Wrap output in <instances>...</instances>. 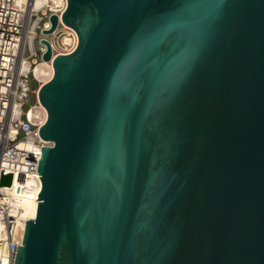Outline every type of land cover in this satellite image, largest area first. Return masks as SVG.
<instances>
[{
  "label": "water",
  "instance_id": "95a60500",
  "mask_svg": "<svg viewBox=\"0 0 264 264\" xmlns=\"http://www.w3.org/2000/svg\"><path fill=\"white\" fill-rule=\"evenodd\" d=\"M61 20L78 43L38 89L53 144L14 264H264V0H67Z\"/></svg>",
  "mask_w": 264,
  "mask_h": 264
},
{
  "label": "built area",
  "instance_id": "2783aa9c",
  "mask_svg": "<svg viewBox=\"0 0 264 264\" xmlns=\"http://www.w3.org/2000/svg\"><path fill=\"white\" fill-rule=\"evenodd\" d=\"M66 6L67 0H0V229L7 238H0V247L5 250L7 264H14L17 246L22 243L26 222L21 216L25 210L24 201L39 202L36 199L41 190V175L36 171L41 147L53 144L38 133L47 112L38 99L42 83L34 76L33 67L42 61L47 50L42 40L50 45L48 63L51 65L57 54L73 51L78 43L77 33L67 26L65 30L71 42L60 47L63 52L53 47L59 45V38L65 34L61 16ZM52 15L57 16V24L46 36L43 31L51 28ZM33 33L38 39L40 60L27 56L25 60L27 46L32 55L36 54V49L31 48ZM32 79L37 83V91L30 87ZM31 92L36 101L23 110ZM3 175L11 176L10 184L1 183Z\"/></svg>",
  "mask_w": 264,
  "mask_h": 264
},
{
  "label": "bare ground",
  "instance_id": "6f19581e",
  "mask_svg": "<svg viewBox=\"0 0 264 264\" xmlns=\"http://www.w3.org/2000/svg\"><path fill=\"white\" fill-rule=\"evenodd\" d=\"M66 27H67V25L64 24V33L65 34H63L62 38L61 37L59 38L60 39L59 45H56V44L53 45L54 48H57L58 52H63V49H61V48L59 49V47L61 46L60 44H62V47H64L69 42H71V39L68 37L67 31L65 30ZM43 33H44V31H43ZM44 34H46V36H48L50 33H44ZM34 38H35V33H33L32 38H31L32 39L31 40V45H32L31 48L32 47L34 48V41H35ZM54 38H56V36ZM66 50H69V49H66ZM53 55H55V52L52 53V56ZM23 58L26 60V56H24ZM33 74L43 84L52 77L53 65L49 64L48 60L42 59V61H38L36 63V65L33 67ZM35 90L37 91V88ZM36 191H37V189H36ZM24 205H25V210L21 214L23 220L34 218L36 215V210H37V205H38L37 201H34V200L32 202L24 201ZM21 226H22L21 228L23 230L24 224L21 223ZM21 234H22V232H21ZM0 238L1 239H7L4 232L1 229H0ZM5 242L8 243V241H5ZM8 261L9 260L5 255V250H3V248L0 247V264H7Z\"/></svg>",
  "mask_w": 264,
  "mask_h": 264
},
{
  "label": "rangeland",
  "instance_id": "374dc122",
  "mask_svg": "<svg viewBox=\"0 0 264 264\" xmlns=\"http://www.w3.org/2000/svg\"><path fill=\"white\" fill-rule=\"evenodd\" d=\"M37 37L35 38V41H34V48L36 49V54L35 55H32L30 53V50H29V47L27 46V48L25 49V56H27L29 59L31 58H36L37 60H40V56H39V51L37 49V46H38V41H37ZM62 47V44H60ZM59 47V49H60ZM31 77V76H30ZM37 86V83L36 81H34L33 79L30 81V87L31 89H35ZM36 99H35V94L33 92L30 93L28 99L26 100V102L23 104L22 108L23 110H26L30 105H32L33 103H35Z\"/></svg>",
  "mask_w": 264,
  "mask_h": 264
}]
</instances>
